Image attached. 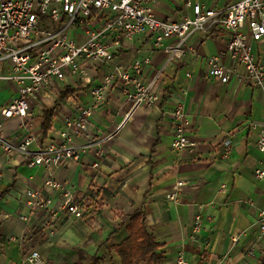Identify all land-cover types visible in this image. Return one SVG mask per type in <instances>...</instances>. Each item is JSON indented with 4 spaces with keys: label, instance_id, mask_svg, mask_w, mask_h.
<instances>
[{
    "label": "crops",
    "instance_id": "obj_1",
    "mask_svg": "<svg viewBox=\"0 0 264 264\" xmlns=\"http://www.w3.org/2000/svg\"><path fill=\"white\" fill-rule=\"evenodd\" d=\"M240 0H158L153 9L161 19L181 21L192 15L188 6L201 3L223 10ZM152 37H137L119 52L112 64L93 74V83L116 65L130 66L135 59L151 56L144 79L162 73L159 87L163 96L155 108H140L122 130L104 145L106 156L93 153L81 161H71L54 172V177L73 193L84 208L76 218L67 211L54 216L62 202L60 191L44 188L48 171L31 167L21 155L11 159L0 148V264H21L38 251L46 264H122L114 250L129 236L127 222L120 217L143 210L149 232L162 246L164 264H175L178 254L190 264H264V242L258 240L257 220L264 209V183L254 178L256 168H264V153L257 147L259 129L264 123V92L247 83L227 84L210 79L208 59L217 56L228 63V35L217 29L194 34L179 62L167 64L168 54L157 50ZM254 53L264 63V38L254 43ZM187 74H190L188 76ZM63 90L48 88L32 107L33 132L44 142L55 139L66 119L74 116L76 102L93 105L91 85L67 76ZM70 89L73 93L64 95ZM14 89L0 84V104L8 101ZM184 105L190 119L194 149H172L173 118L176 107ZM131 103L120 86L96 106L92 118L98 134L109 135L126 121ZM54 111L51 130L43 131L44 112ZM21 120L6 123V136L21 141ZM233 145L225 157L224 142ZM99 162V168L93 164ZM179 191V203L166 195ZM42 192L53 201L47 210L32 209L26 192ZM202 216V229L194 233L195 218ZM24 217L26 220H22Z\"/></svg>",
    "mask_w": 264,
    "mask_h": 264
},
{
    "label": "built area",
    "instance_id": "obj_2",
    "mask_svg": "<svg viewBox=\"0 0 264 264\" xmlns=\"http://www.w3.org/2000/svg\"><path fill=\"white\" fill-rule=\"evenodd\" d=\"M158 0H0V84L14 89L11 98L0 104V148L11 159L21 155L31 160V167H44L48 177L44 188L60 191L62 202L53 210L54 216L67 211L76 218L84 216V208L75 202L73 193L54 177V172L71 161H81L88 153L97 158L106 156L104 145L125 126L129 117L140 108H155L163 92L159 87L162 73L146 81L144 72L151 65V56L135 59L130 66L116 65L93 83V74L110 66L115 56L137 37L153 38L154 48L168 54L167 64L181 61L187 52L189 39L197 33L208 34L219 29L228 35L226 56L208 59L207 75L222 84L232 79L247 83L264 92V63L256 58L254 43L264 38V0H240L223 10L209 9L201 3L188 6L192 15L181 21L159 18L153 9ZM197 53V52H196ZM91 85L90 106L78 104L73 117L66 119L64 128L55 139L44 142L32 130V107L48 88L63 90L67 76ZM190 76V74H187ZM116 86L123 89L131 103L126 121L117 131L100 135L92 118L96 106ZM172 149H194L197 143L190 138V119L184 105L172 113ZM21 120L20 131L26 136L15 141L6 136V123ZM259 129L258 150L264 153V123L253 125ZM232 141L224 142L225 157L232 149ZM100 163L93 164L99 168ZM254 178L264 183V168L254 171ZM185 183H177V190L166 195L179 203V191ZM32 209L47 210L53 201L42 192H26ZM22 220H26L22 217ZM202 216L195 218L194 233L202 229ZM258 240L264 242V209L257 220ZM21 264H46L38 251L26 255ZM175 264H190L182 253ZM219 264V263H216Z\"/></svg>",
    "mask_w": 264,
    "mask_h": 264
},
{
    "label": "trees",
    "instance_id": "obj_3",
    "mask_svg": "<svg viewBox=\"0 0 264 264\" xmlns=\"http://www.w3.org/2000/svg\"><path fill=\"white\" fill-rule=\"evenodd\" d=\"M73 93L68 89L64 95ZM54 117V111L44 112L43 131L45 136L51 130V124ZM120 217L127 222L126 228L129 236L114 250L120 256L122 264H164V254L160 252L161 245L155 240L149 232L143 210H135L129 215L121 214ZM88 264H101L97 258L91 259Z\"/></svg>",
    "mask_w": 264,
    "mask_h": 264
}]
</instances>
